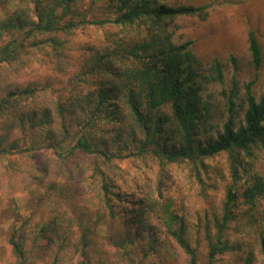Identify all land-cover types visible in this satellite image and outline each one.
Here are the masks:
<instances>
[{
	"label": "trees",
	"instance_id": "16d2710c",
	"mask_svg": "<svg viewBox=\"0 0 264 264\" xmlns=\"http://www.w3.org/2000/svg\"><path fill=\"white\" fill-rule=\"evenodd\" d=\"M1 1L3 8L11 0ZM71 1L34 0L32 12L36 19L30 22L26 8L15 9L3 19L4 13L0 12V64L16 61L19 51L25 47L24 41L35 34L62 32L68 38L79 25L87 24H111L132 32L112 41L107 39L109 43L90 54V65L78 76L79 82L88 85L83 94L74 92L69 97L50 100L43 85L3 88L0 159L13 154L31 157L37 151H46L49 161L46 168L45 163L32 162L23 177L27 183L36 184L42 183L52 168L64 171L71 179L70 171L73 176L80 165L77 158L87 159L93 172L91 177L97 181V195L112 217L118 201L122 197L128 199L127 193L121 194L112 184L113 159L137 155L141 159H154L161 167L183 164L194 172L196 182L203 185L205 178L210 177L207 161L225 155L231 183L225 188L219 213L213 216L211 225L208 219L204 222L202 232L209 261L220 254L240 250L241 246L231 244L226 234L230 223L238 217L240 204L247 207L249 222L253 226L258 222L253 215L264 197V176L249 172L247 165L256 153L264 151V96L257 98L253 94V79L242 84L240 97L238 60L231 55L228 60L233 69L229 83L220 92L226 117L220 129L215 127L211 94H204V89L210 82L225 83L224 63L215 57L205 68L191 48V40L176 42L169 26L178 16L205 18L209 13L206 5H175L162 0H102L110 4L114 15L88 18L72 10ZM9 33H17L19 37H9ZM51 42L53 47L62 44L56 39ZM248 51L251 65L258 70L264 56L252 29L248 30ZM81 87L79 83L75 90ZM241 111L242 117L237 120ZM124 151L128 152L124 154ZM3 168L6 177L14 169V161H6ZM214 172L220 175L219 169ZM240 179L244 183L237 190L235 186ZM44 183L50 199L55 192L68 188L55 178ZM119 212L123 213L120 208ZM165 212L170 222L175 223V227L167 229L169 237L186 254L188 264H197V248L188 238L184 218L172 214L168 208ZM139 213L141 210L138 215L142 216ZM59 227H47V230L42 226L41 235L49 234L51 241L55 232L60 234ZM15 233L9 243L16 262L28 264L22 243L14 239ZM262 234L259 240L264 252ZM84 235L78 237L79 243ZM253 257L252 251H246L241 264H251Z\"/></svg>",
	"mask_w": 264,
	"mask_h": 264
},
{
	"label": "rangeland",
	"instance_id": "374dc122",
	"mask_svg": "<svg viewBox=\"0 0 264 264\" xmlns=\"http://www.w3.org/2000/svg\"><path fill=\"white\" fill-rule=\"evenodd\" d=\"M162 2L206 5L209 13L205 18L178 16L169 22V26L176 42L191 40V48L205 68L215 57L224 63L225 83L210 82L204 89V94H211L214 106L212 122L220 129L226 117L225 101L220 92L229 83L233 69L228 60L231 55L238 60L240 97L243 96L242 84L253 79V94L257 98L264 96V60L255 70L248 51V30L252 29L264 56V0ZM2 4L0 0L2 19L22 8H26L28 22L36 19L32 12L34 0H11L3 8ZM69 7L88 18L114 15L110 4L102 0L94 3L92 0H72ZM131 32V29L111 24H87L79 25L68 38L62 32L32 35L24 41L25 47L19 51L16 61L0 64V95L5 87L25 88L30 87L29 84L45 86L50 100L69 97L74 92L83 94L88 85L79 82L78 76H82L81 72L90 65V54L109 43L107 39L112 41ZM12 36L19 37L17 33L9 35ZM52 39L61 40L62 44L53 47ZM79 83L82 87L75 90ZM242 113L239 112L237 120ZM47 154L41 150L31 157L13 154L0 159V263L17 264L9 243L12 233L16 232L14 239L22 243L28 264H188L186 254L169 237L167 229L175 227V223L167 217L165 208H168L172 214L184 218L188 238L197 248V264H241L248 250L254 255L251 264H264L259 240L260 233H264V197L253 215L258 219L254 226L249 222L247 207L241 204L238 217L230 223L226 237L231 244H239L241 249L220 254L212 261L207 258L203 224L207 219L212 224L213 216L220 211L225 188L231 183L225 155L207 161L210 177L205 178L203 185L196 182L194 172L183 164L161 167L156 160L141 159L143 157L137 155L113 159L112 184L121 194L127 193L128 199L122 197L118 201L111 217L97 195V181L91 177L93 172L85 158H77L80 165L73 176L70 171L71 179L64 171L52 168L42 183H27L23 177L31 169L32 162L45 163L46 168ZM8 160L14 161V169L5 177L3 166ZM247 168L249 172L264 176V151L256 153ZM218 169L220 175L214 172ZM53 178L68 188L55 192L50 199L44 182ZM242 183L244 179H240L235 188L240 190ZM140 210L142 216L138 215ZM42 226L45 229L61 226L60 234L54 231L56 235L53 234L50 241L49 234L41 235ZM84 233V243L83 240L79 243L77 239Z\"/></svg>",
	"mask_w": 264,
	"mask_h": 264
},
{
	"label": "crops",
	"instance_id": "0c3cea01",
	"mask_svg": "<svg viewBox=\"0 0 264 264\" xmlns=\"http://www.w3.org/2000/svg\"><path fill=\"white\" fill-rule=\"evenodd\" d=\"M0 264H3V262H2V263H0Z\"/></svg>",
	"mask_w": 264,
	"mask_h": 264
}]
</instances>
